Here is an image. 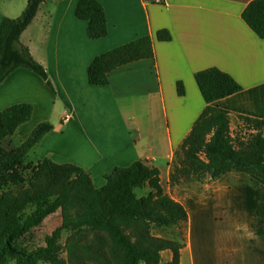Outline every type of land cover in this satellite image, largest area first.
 <instances>
[{
	"label": "crops",
	"instance_id": "obj_1",
	"mask_svg": "<svg viewBox=\"0 0 264 264\" xmlns=\"http://www.w3.org/2000/svg\"><path fill=\"white\" fill-rule=\"evenodd\" d=\"M79 1L45 0L22 34L20 43L46 69L54 89L26 68L3 82L0 113L18 104L34 108L32 120L3 146L14 151L49 122L54 130L28 163L75 165L95 188L115 168L147 162L160 170L164 192L188 212L187 223L175 227L184 237L180 264H264V236L253 228L263 179L233 172L220 180L183 182L174 188L179 195L170 185L176 152L207 106L196 73L218 68L242 86L214 104L230 113L233 131L239 117L264 121V39L242 18L253 0H99L108 23V36L100 40L90 39L88 22L76 17ZM26 7L27 0H0V27L4 17L17 19ZM164 29L172 41L157 40ZM147 36L154 42L153 59L114 70L107 86L90 85L88 69L98 56ZM173 258L171 251L162 254L166 264Z\"/></svg>",
	"mask_w": 264,
	"mask_h": 264
},
{
	"label": "trees",
	"instance_id": "obj_2",
	"mask_svg": "<svg viewBox=\"0 0 264 264\" xmlns=\"http://www.w3.org/2000/svg\"><path fill=\"white\" fill-rule=\"evenodd\" d=\"M45 0H27V7L17 19L4 17L0 27V86L17 69L26 68L40 75L54 89L46 69L34 60L30 50L20 43L22 34L36 18ZM76 17L88 22V37L100 40L108 36L104 7L99 0H80ZM242 18L249 28L264 39V0L251 1ZM159 42L173 40L172 33L160 30ZM155 57L150 36L139 38L98 56L88 69L92 86H107L114 70ZM196 82L207 104L192 131L176 152L170 176L171 186L183 182L220 180L230 173L254 175L264 180V121L239 117V130H232L228 111L214 104L242 91V86L218 68L196 73ZM179 96L185 95L178 83ZM31 104H18L0 113V264L10 258L26 259L32 264L47 258L51 264H162V254L171 251L169 264H180L183 242L154 235V228L181 227L188 212L164 193L161 172L139 161L128 168H115L106 184L95 188L90 175L72 164H57L45 159L38 165L28 163L31 151L54 130L49 122L39 124L30 137L14 151L3 146L18 129L32 120ZM32 172V182L17 194L1 192L6 186L25 182ZM150 188L138 197L136 191ZM35 208L24 219L28 208ZM61 212V225L47 238V247L26 254L15 243L41 227L45 220ZM253 228L264 236V194H258ZM67 239L68 261L62 263L54 254L63 233ZM184 239V238H183Z\"/></svg>",
	"mask_w": 264,
	"mask_h": 264
},
{
	"label": "rangeland",
	"instance_id": "obj_3",
	"mask_svg": "<svg viewBox=\"0 0 264 264\" xmlns=\"http://www.w3.org/2000/svg\"><path fill=\"white\" fill-rule=\"evenodd\" d=\"M239 123H240L239 126H242V123L241 122H239ZM239 126L237 128L238 130L240 128ZM233 128H234V133L238 131L237 129H235V126H233ZM13 145H14V143H13ZM6 147L8 149H11L10 144L9 145L6 144ZM31 180H32V172L30 171L27 174V177H26V180L24 183L18 184V185L10 184V185L6 186L1 192H12L14 194H17L21 189L29 186L32 182ZM196 182L197 181L191 180L188 183H195L196 184ZM181 184H183V183H181ZM181 184H179L177 186H180ZM171 187H172V194L175 193V194L179 195L181 193L180 189L179 190L174 189V188H176V186H171ZM150 190H151L150 188H142V189H138L136 191V193H137L138 197L141 198V197L146 196ZM175 190H176V192H175ZM166 195L169 196L168 193ZM169 197H171V196H169ZM34 211H35V208H32V207L28 208L24 214V219L31 217V215L33 214ZM61 222H62V215H61V212H58L55 215H52L49 218H47L45 220V222L43 223V225L41 227L37 228L36 230H34L31 234L19 239L15 243V245L22 252H24L26 254L35 252L40 248H46L47 247V238L53 235L54 231L61 225ZM153 233L155 236L160 237V238H164V239H168V240H175V241L180 242V243L184 241L183 234L176 228H165V229L154 228ZM69 236H70L69 233H67V232L63 233L62 238L56 244V249L53 251V254L62 263H66L68 261V258H69L68 251L66 248L67 239L69 238ZM163 262H164V264H166L165 260ZM6 263L7 264H30L27 262L26 259L17 260L15 258L14 259L13 258L8 259L6 261ZM32 264H51V262L47 258H41Z\"/></svg>",
	"mask_w": 264,
	"mask_h": 264
},
{
	"label": "built area",
	"instance_id": "obj_4",
	"mask_svg": "<svg viewBox=\"0 0 264 264\" xmlns=\"http://www.w3.org/2000/svg\"><path fill=\"white\" fill-rule=\"evenodd\" d=\"M69 118H70V116H67V117H66V120H68Z\"/></svg>",
	"mask_w": 264,
	"mask_h": 264
}]
</instances>
